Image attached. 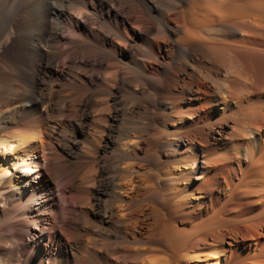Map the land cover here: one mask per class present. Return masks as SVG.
<instances>
[{
	"label": "bare ground",
	"instance_id": "bare-ground-1",
	"mask_svg": "<svg viewBox=\"0 0 264 264\" xmlns=\"http://www.w3.org/2000/svg\"><path fill=\"white\" fill-rule=\"evenodd\" d=\"M1 18L0 264H264V0H0Z\"/></svg>",
	"mask_w": 264,
	"mask_h": 264
},
{
	"label": "rangeland",
	"instance_id": "rangeland-1",
	"mask_svg": "<svg viewBox=\"0 0 264 264\" xmlns=\"http://www.w3.org/2000/svg\"><path fill=\"white\" fill-rule=\"evenodd\" d=\"M7 5H9V6H7V9L10 10V8L12 9L13 6L19 5V1L14 3V4H13V2H11V3L7 2ZM4 20H5L4 18L0 19V50L2 49V47L6 43L10 42L12 35L15 34V32H16V28L13 26L6 25L7 23H5ZM203 34L206 38H209V39H215L217 37H218L217 39L223 38L221 35H219V33L217 32V30L215 28L205 30V31H203ZM131 67H132V70H137V69L139 70V66L137 64L131 65ZM90 74H93V72H90ZM7 75H8L7 73L5 75H3L2 79H5V76H7ZM122 99H130V100L132 99V101H135L137 103L141 102L142 104H144V99L140 96L133 97V96H128V95L124 94ZM167 107H168V105H166V104H162V106L160 107V110L162 109L161 112L164 114V116L162 118L163 127L161 128L163 130V133L161 136L164 137L165 139H168L169 137L174 139V138L178 137L177 133H179V132H178V128L174 125V123H175L174 120H172L171 116L169 115V112L171 109H166ZM132 113H133L132 115H133V120H134V121H132L133 127L136 130L141 129V127H143V123L145 122V120L147 118V115L144 114L141 109H135ZM141 132L145 133L146 131L145 132L141 131ZM167 147H169V148H167ZM167 147L165 149H166V151H168L170 153L169 157L166 159V161L162 165H160V167H154L153 165H148V168H149L148 170H150V172H154V174L157 175L154 180L157 183L158 188L163 193H167L170 190V186H169L168 182L163 180L166 176L165 174L167 173V170H169L174 164H176L179 161V157L175 156L174 153L172 154V151H173L172 148L170 146H167ZM119 158H121L120 162L127 161V158H125V157L120 156ZM175 158H176V160L177 159L178 160L176 161ZM164 166H165V168H164ZM65 205L68 209L72 208V204L69 200L65 201ZM59 225L61 226L62 223H59ZM122 239H125V238H122Z\"/></svg>",
	"mask_w": 264,
	"mask_h": 264
}]
</instances>
